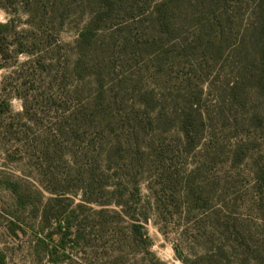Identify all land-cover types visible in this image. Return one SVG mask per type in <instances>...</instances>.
Wrapping results in <instances>:
<instances>
[{"label":"rangeland","instance_id":"rangeland-1","mask_svg":"<svg viewBox=\"0 0 264 264\" xmlns=\"http://www.w3.org/2000/svg\"><path fill=\"white\" fill-rule=\"evenodd\" d=\"M261 5L0 0V264H264Z\"/></svg>","mask_w":264,"mask_h":264},{"label":"trees","instance_id":"trees-1","mask_svg":"<svg viewBox=\"0 0 264 264\" xmlns=\"http://www.w3.org/2000/svg\"><path fill=\"white\" fill-rule=\"evenodd\" d=\"M260 10V11H258ZM257 10V14L259 17L260 22V28H258L255 33H254V39H255V44H254V52L256 55V60H257V65L256 70L254 68L253 71H251V65H249V62L243 61V70L241 72V77L242 78H249L250 81H252L255 84L256 89L260 92H264V6H260ZM16 32V33H15ZM93 29L88 27L87 30H85L81 35L79 42L83 44H87L90 41V34H93ZM17 34V37L15 35ZM21 35L19 32H17V28L15 24L12 21H9L7 23H0V57L3 61L9 60V58L17 59L19 56L24 55L28 56L29 58H34L35 57V52L29 50V45L33 46V48L36 45H40L44 42V40L40 39L39 36L35 35L33 38L34 40H25L24 38H21ZM10 38H14L15 41L14 43H10ZM16 47L14 50H10V47ZM13 55V57H12ZM39 59L34 58V61L31 63H35L36 65H39ZM38 61V63H37ZM27 63H24L23 65H26ZM184 128V130H186ZM187 134V133H186ZM144 210L142 209L141 211V219H140V225H136L135 228V233L136 235L141 239L143 249L147 252V254L151 255L150 253V239L148 234L145 232L144 229V224L145 222L148 221L147 215L144 214ZM65 221L67 222V225H60V242L62 244V249L64 250L65 248V243L66 240L68 239L69 236H71L73 233L71 231L70 227V219L65 217ZM78 233L76 234V237L79 239L80 233L79 230L77 231ZM178 252V251H176ZM183 263H185V260L181 259ZM156 264H163L159 262L158 260H155Z\"/></svg>","mask_w":264,"mask_h":264}]
</instances>
